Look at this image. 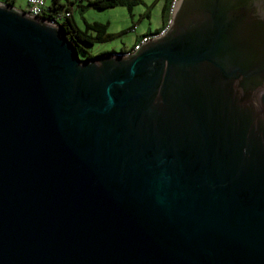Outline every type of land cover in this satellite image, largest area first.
I'll list each match as a JSON object with an SVG mask.
<instances>
[{
	"label": "water",
	"instance_id": "95a60500",
	"mask_svg": "<svg viewBox=\"0 0 264 264\" xmlns=\"http://www.w3.org/2000/svg\"><path fill=\"white\" fill-rule=\"evenodd\" d=\"M0 264H264V0L84 59L0 5Z\"/></svg>",
	"mask_w": 264,
	"mask_h": 264
},
{
	"label": "rangeland",
	"instance_id": "374dc122",
	"mask_svg": "<svg viewBox=\"0 0 264 264\" xmlns=\"http://www.w3.org/2000/svg\"><path fill=\"white\" fill-rule=\"evenodd\" d=\"M49 3L51 0H46ZM167 0H140L129 9L126 5L106 9L88 7L85 10L73 7L72 16L80 28H84V19L88 22L107 23V32L112 37L103 42L85 45V52L97 56L107 52H119L132 49L144 34L155 33L163 27L162 9ZM64 2V0H62ZM87 0L81 4L86 5ZM14 8L24 10L26 0H14ZM165 27V26H164ZM80 59L86 57V53L79 51Z\"/></svg>",
	"mask_w": 264,
	"mask_h": 264
},
{
	"label": "trees",
	"instance_id": "16d2710c",
	"mask_svg": "<svg viewBox=\"0 0 264 264\" xmlns=\"http://www.w3.org/2000/svg\"><path fill=\"white\" fill-rule=\"evenodd\" d=\"M3 1L6 2V4H14V0ZM81 1L82 0H64V2H62V0H51L49 3H47L43 14L45 15V17H48V19L53 20L56 25L62 29L70 44L78 49V53L80 50L86 53L85 58H93L95 56H92L90 53L85 52L84 44L93 45L94 43L103 42L111 38L112 34L107 32V23H101L97 21L88 22L84 19V28H80L73 19V7H76L83 11L88 7H92L95 9H106L120 5H126L129 9H131L133 5L140 2V0H87L86 5H84L81 4ZM170 3L171 0L166 1L162 9L163 27L155 33L160 32L167 24L169 19ZM151 34L152 33L144 34L142 37ZM120 52L124 51L121 50ZM107 53L115 52L112 51ZM104 54H106V52Z\"/></svg>",
	"mask_w": 264,
	"mask_h": 264
},
{
	"label": "built area",
	"instance_id": "2783aa9c",
	"mask_svg": "<svg viewBox=\"0 0 264 264\" xmlns=\"http://www.w3.org/2000/svg\"><path fill=\"white\" fill-rule=\"evenodd\" d=\"M176 2H177V0H171L170 9H169V19H168V22L165 25V27L158 33H154V34L142 37L140 39V41L137 42L132 47V49L127 50V51L136 52L137 50H139V48L143 44H145L148 41H150L151 39L159 37L161 34H163L166 31V29H168V27H169V24L171 22V18L173 15L174 6H175ZM0 5H7V4L3 0H0ZM46 6H47L46 0H26V8L24 9V11L27 12L28 15H30V16H40V15H44L43 12H44V9L46 8ZM49 20L51 21L52 24L56 25V23L53 20H51V19H49Z\"/></svg>",
	"mask_w": 264,
	"mask_h": 264
}]
</instances>
